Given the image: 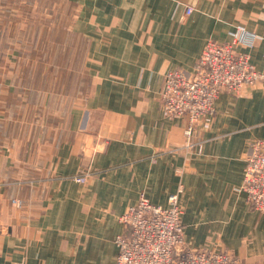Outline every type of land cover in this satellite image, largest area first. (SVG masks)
<instances>
[{"label": "crops", "instance_id": "0c3cea01", "mask_svg": "<svg viewBox=\"0 0 264 264\" xmlns=\"http://www.w3.org/2000/svg\"><path fill=\"white\" fill-rule=\"evenodd\" d=\"M44 13L69 39L14 53L20 70L0 82V264H116L119 218L142 195L167 206L177 193L188 247L264 264V214L241 190L264 140V82L219 96L190 139L200 153L161 105L168 72L192 73L208 42L239 29L262 37L237 51L264 74V0H56ZM60 57L67 69L46 73L40 61Z\"/></svg>", "mask_w": 264, "mask_h": 264}, {"label": "built area", "instance_id": "2783aa9c", "mask_svg": "<svg viewBox=\"0 0 264 264\" xmlns=\"http://www.w3.org/2000/svg\"><path fill=\"white\" fill-rule=\"evenodd\" d=\"M192 12V7H186V15ZM262 41V37L239 29L228 43L208 42L192 73L177 69L165 75L162 109L167 117L186 118V153L202 151V145L198 146L190 139L201 119L214 114L220 95L238 97L264 82V74L251 63L249 54L237 51L238 47L253 48ZM94 141L96 136L95 139L87 137L85 144ZM88 176H78L74 180L86 183ZM241 190L254 211L264 214V140H256L250 145ZM180 200L181 193L173 194L168 205L161 206L142 195L139 202L119 218L129 233L115 240L118 249L116 264H244L218 247H188L184 239ZM13 203L21 206L20 201L14 200Z\"/></svg>", "mask_w": 264, "mask_h": 264}, {"label": "rangeland", "instance_id": "374dc122", "mask_svg": "<svg viewBox=\"0 0 264 264\" xmlns=\"http://www.w3.org/2000/svg\"><path fill=\"white\" fill-rule=\"evenodd\" d=\"M55 3L56 0H0V82L5 80L8 73L20 70L21 61L19 58L11 56L14 53L21 50L23 53L32 54V51L37 48L35 44H38V39L40 49L42 47L45 49L46 45H49L48 42L53 41V39L54 41L69 39L67 29L51 28L49 27L50 24L46 22L52 19L50 17L59 16L44 13L51 12ZM38 8H41V12H38ZM27 43L32 44L26 48L24 44ZM28 48L29 51H27ZM49 49L46 48V50ZM55 49L61 54L64 52L62 48ZM10 56L11 58H9ZM31 58L34 56L32 55ZM35 62H38V58ZM38 63L34 67H37ZM40 63L44 69L47 68L46 73H52V71L58 73L59 69L55 68V65L67 69V63L61 57L54 60L47 59L45 62L42 60ZM0 125V133L4 135L5 124L1 122ZM2 150L0 154H3Z\"/></svg>", "mask_w": 264, "mask_h": 264}]
</instances>
